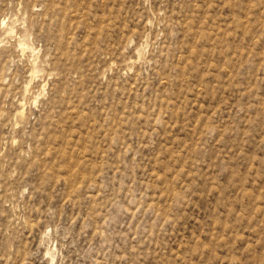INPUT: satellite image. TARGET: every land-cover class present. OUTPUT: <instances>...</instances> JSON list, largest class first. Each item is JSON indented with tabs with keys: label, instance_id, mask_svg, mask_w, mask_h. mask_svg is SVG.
<instances>
[{
	"label": "rangeland",
	"instance_id": "obj_1",
	"mask_svg": "<svg viewBox=\"0 0 264 264\" xmlns=\"http://www.w3.org/2000/svg\"><path fill=\"white\" fill-rule=\"evenodd\" d=\"M0 264H264V0H0Z\"/></svg>",
	"mask_w": 264,
	"mask_h": 264
},
{
	"label": "bare ground",
	"instance_id": "obj_2",
	"mask_svg": "<svg viewBox=\"0 0 264 264\" xmlns=\"http://www.w3.org/2000/svg\"><path fill=\"white\" fill-rule=\"evenodd\" d=\"M23 44H24V43H23ZM25 89H26V88H25ZM21 106H22V105H21ZM21 106H20V107H21ZM22 111H23V110H22ZM20 117H21V116H20ZM22 118H23V117H22Z\"/></svg>",
	"mask_w": 264,
	"mask_h": 264
}]
</instances>
